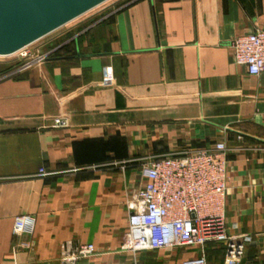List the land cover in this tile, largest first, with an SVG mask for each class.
Masks as SVG:
<instances>
[{
  "label": "crops",
  "instance_id": "obj_1",
  "mask_svg": "<svg viewBox=\"0 0 264 264\" xmlns=\"http://www.w3.org/2000/svg\"><path fill=\"white\" fill-rule=\"evenodd\" d=\"M112 10L109 22L45 40L41 64L0 65V264H60L65 242L95 247L76 264L195 257L120 251L127 202L144 185L142 162L218 142L227 232L251 237L239 264H264V74L249 75L231 50L264 30V0H128ZM21 215L34 218L33 234L14 237ZM223 256V245H206L207 264Z\"/></svg>",
  "mask_w": 264,
  "mask_h": 264
},
{
  "label": "built area",
  "instance_id": "obj_2",
  "mask_svg": "<svg viewBox=\"0 0 264 264\" xmlns=\"http://www.w3.org/2000/svg\"><path fill=\"white\" fill-rule=\"evenodd\" d=\"M107 16L103 15L93 24ZM33 44L11 55L22 62L14 73L41 64L49 57L50 53L40 51L41 46L31 48ZM231 50L234 63L244 67L249 75L264 74V30L258 29L234 39ZM62 125L61 120L54 121V127ZM227 164V148L223 142L208 149L142 162L140 175L144 185L127 202L129 216L120 251L137 254L192 249L197 255L181 264H207L205 247L214 243L224 246L222 264H239L251 237L230 236L227 232ZM39 174L46 175L42 168ZM34 225L33 217L17 216L13 221L12 236H30ZM94 254L93 244L73 246L71 242H65L60 247L59 262L76 264Z\"/></svg>",
  "mask_w": 264,
  "mask_h": 264
},
{
  "label": "water",
  "instance_id": "obj_3",
  "mask_svg": "<svg viewBox=\"0 0 264 264\" xmlns=\"http://www.w3.org/2000/svg\"><path fill=\"white\" fill-rule=\"evenodd\" d=\"M108 0H0V57L48 36Z\"/></svg>",
  "mask_w": 264,
  "mask_h": 264
},
{
  "label": "rangeland",
  "instance_id": "obj_4",
  "mask_svg": "<svg viewBox=\"0 0 264 264\" xmlns=\"http://www.w3.org/2000/svg\"><path fill=\"white\" fill-rule=\"evenodd\" d=\"M126 1H128V0H108L105 3L101 4L100 6L89 11L90 13L87 12L88 14L82 15L81 18L79 17V18L75 19L74 21L63 26L62 28H60V29L54 31L53 33L49 34L48 36L44 37L43 39H41L37 43L33 44L31 46V48H36L38 46H41V44L43 42H45V40H48L49 38H51L55 34L61 32L62 30H65L66 28H69V26H72L75 23H78L81 21L83 22L87 19L88 20L90 19L89 22H86V25L90 26L95 21H97L99 18L103 17V15H106L112 9L117 10L118 8L122 7ZM114 10H112V11H114ZM15 58H16L15 56L0 57V65H2L3 67H5V66L11 67V71L14 72L17 70L18 66L22 63V62L16 61ZM187 250L193 251L192 249H187ZM149 254H153V253H149Z\"/></svg>",
  "mask_w": 264,
  "mask_h": 264
},
{
  "label": "trees",
  "instance_id": "obj_5",
  "mask_svg": "<svg viewBox=\"0 0 264 264\" xmlns=\"http://www.w3.org/2000/svg\"><path fill=\"white\" fill-rule=\"evenodd\" d=\"M111 18H112V16H109V17H107L104 21H102V22H109L110 20H111Z\"/></svg>",
  "mask_w": 264,
  "mask_h": 264
},
{
  "label": "bare ground",
  "instance_id": "obj_6",
  "mask_svg": "<svg viewBox=\"0 0 264 264\" xmlns=\"http://www.w3.org/2000/svg\"><path fill=\"white\" fill-rule=\"evenodd\" d=\"M88 13H90V12H88ZM88 13H86V14H88ZM81 18V17H80Z\"/></svg>",
  "mask_w": 264,
  "mask_h": 264
}]
</instances>
